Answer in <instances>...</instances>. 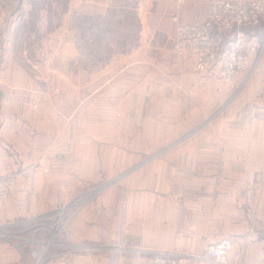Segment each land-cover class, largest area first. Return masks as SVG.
Instances as JSON below:
<instances>
[{"label":"rangeland","instance_id":"rangeland-1","mask_svg":"<svg viewBox=\"0 0 264 264\" xmlns=\"http://www.w3.org/2000/svg\"><path fill=\"white\" fill-rule=\"evenodd\" d=\"M169 14L161 16L162 23L175 29ZM128 19V34L135 35L139 24L132 12ZM152 20H144L143 71H123L131 63L128 56L137 58L133 50L140 40L113 38L105 45L97 37L89 59L87 43L71 42L76 38L70 25L61 29L53 22L36 40L44 25L33 19L27 39L30 68L48 98L41 114L54 117L49 124H28L39 129L30 139L9 136L7 129L0 133V264H49L84 256H53L55 247L47 250L45 242L82 246L70 239L71 226L92 206L95 219L108 230L118 227L126 234L121 243L127 247L118 243L122 249L140 251L141 243L158 240L159 249L169 250L174 243L173 251L189 255L204 253L207 249H189H198L201 239L215 231L225 235L230 216L247 211L242 193L255 189L233 187L232 180L256 184L257 210L263 207L264 171L231 170L241 158L231 152L234 140L256 124H248L247 108L237 116L232 99L222 94L216 100L220 91L213 88L209 97L199 81L230 92L236 83H217L182 69L184 57L174 52L173 42L153 51L148 41ZM61 35L68 41L58 42ZM262 55L253 60L252 71L259 70ZM153 251L142 254L152 262Z\"/></svg>","mask_w":264,"mask_h":264},{"label":"crops","instance_id":"crops-1","mask_svg":"<svg viewBox=\"0 0 264 264\" xmlns=\"http://www.w3.org/2000/svg\"><path fill=\"white\" fill-rule=\"evenodd\" d=\"M161 1L167 2V0H146L145 4L144 0H0V133L2 134L7 129L9 136L17 137L19 135L30 139L34 131L38 133L39 129L30 127L28 124H49L54 117L49 116L48 113L41 114V108L45 105L48 106V98L45 95L46 92L43 91L45 86L41 85L36 77L37 71H32L30 68L31 59L28 53L31 51V41L29 42L27 39L30 40L32 37L33 19L44 25L39 26L37 37L36 33L34 34L36 40H40L39 36L45 34L53 22L55 25L59 23L61 29L68 28L70 25V34L73 39L76 38L71 42L78 45L87 43L89 59L95 52L93 45L96 43L97 37L103 38L105 45L109 44L113 38L119 41L125 38L132 39L133 44L140 40L139 45H136L133 50L137 58L128 56L127 58L132 60L129 65L123 68V71H143L145 19L150 17L154 20L149 26L151 35L148 36V41L149 44H152V50L156 52H162L165 50L164 45L170 48L171 42L174 43L176 17L182 23L206 19V5L203 3H193L195 4L193 8H189L187 7L189 2L178 1L179 3L161 4ZM161 10L163 12L158 17V12L160 13ZM168 11L171 16L168 18L169 23L172 21L175 29L172 27L169 29L162 23L161 16L164 17ZM129 12L134 14L135 21L139 24V32L130 36L128 34ZM37 13L40 14L36 15ZM263 37L264 23L259 30V38ZM57 39H59L58 42L60 40L66 42L67 36L61 35ZM173 55L176 61L177 58L175 54ZM180 60L179 64L182 69L195 71L191 56H184ZM259 62V70L253 71L251 74L241 73L238 76L237 87L233 89L235 91L230 92L222 86H213L209 89L208 85L199 81L202 84V91L206 92L209 97L212 96L213 91L216 93L220 91L215 95L216 100L222 94L225 99H232L233 111L237 116H244V110L247 108L248 124H256L253 128H249L248 125V129L238 135L234 140L235 144L231 146V152L237 157H241L240 160L237 159L236 165H233L231 170L250 175L264 171V55ZM49 72L56 76L62 75L58 71H44L45 74ZM205 113L203 112V115ZM204 120H208V118L206 117ZM259 125H263V128L261 129ZM225 149H229V147L225 146L224 153ZM245 156H249L252 162L243 158ZM223 166L224 163L222 169H224ZM228 169L225 167V170ZM228 182L223 181L222 184ZM231 183H233V187L255 189V193L248 192L247 194L245 191L242 193V202L247 205V211L242 208L230 216L232 222L225 230V235L215 231L209 238L201 239L198 249L190 248L189 250L205 251L208 247L216 245L224 239H230L232 250L227 257L230 263L264 264V204L260 210H257V204L260 201L259 192H256L257 185H253L251 180L250 182L249 180L237 182L232 180ZM93 211V206L89 207L73 221L70 239L77 244L95 247L96 250L87 256L84 255L85 257L75 255L70 258V261L49 264H151V257L142 253L149 250H163L159 249L158 240L156 243L154 241L155 244L152 245L141 243L140 251L133 252L129 247L122 249L123 246H119L118 243L123 241L125 243L126 234L118 227L108 230L103 222L95 219ZM250 228L253 230L252 239L247 242ZM171 244L167 245L169 246L167 249L174 250L175 245ZM124 247H127V244H124ZM13 263L26 264L19 260L13 261Z\"/></svg>","mask_w":264,"mask_h":264},{"label":"built area","instance_id":"built-area-1","mask_svg":"<svg viewBox=\"0 0 264 264\" xmlns=\"http://www.w3.org/2000/svg\"><path fill=\"white\" fill-rule=\"evenodd\" d=\"M179 1L206 5L204 21L182 23L175 18L174 50L179 57L191 56L195 71L210 76L217 83L237 85L239 74L253 72V60L264 52V37L259 38L264 23V3L261 0ZM252 233L250 228L247 242L251 241ZM55 235L59 234L55 232ZM45 245L47 250L50 246L55 247L53 256L57 257L76 252L87 256L96 250L95 247H72L54 242H45ZM231 249L232 241L224 239L197 255L173 250L153 251L151 264H232L227 259Z\"/></svg>","mask_w":264,"mask_h":264},{"label":"bare ground","instance_id":"bare-ground-1","mask_svg":"<svg viewBox=\"0 0 264 264\" xmlns=\"http://www.w3.org/2000/svg\"><path fill=\"white\" fill-rule=\"evenodd\" d=\"M232 250V249H231ZM157 251H159V252H157V253H162L163 252V250H157Z\"/></svg>","mask_w":264,"mask_h":264}]
</instances>
